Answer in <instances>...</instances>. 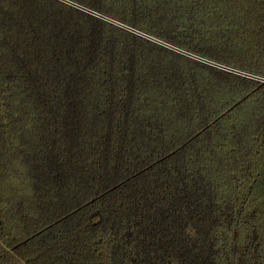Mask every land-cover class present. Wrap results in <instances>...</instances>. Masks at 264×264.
I'll return each mask as SVG.
<instances>
[{"label":"trees","instance_id":"16d2710c","mask_svg":"<svg viewBox=\"0 0 264 264\" xmlns=\"http://www.w3.org/2000/svg\"><path fill=\"white\" fill-rule=\"evenodd\" d=\"M0 0V264H264V0ZM91 11L116 23L102 19Z\"/></svg>","mask_w":264,"mask_h":264},{"label":"built area","instance_id":"2783aa9c","mask_svg":"<svg viewBox=\"0 0 264 264\" xmlns=\"http://www.w3.org/2000/svg\"><path fill=\"white\" fill-rule=\"evenodd\" d=\"M169 48L170 49L172 48V50H176V52H178V53H180L182 55H185L187 57H190V58H193L195 60H198V61H200L202 63H205L207 65H210V66H212L214 68H217V69H220V70H223V71H227V72H230V73H233V74H236V75H240V76H243L245 78L252 79V80L264 82V77H260V76L253 75V74H250V73H247V72L235 69V68L228 67V66H226L224 64H220V63H217V62H214V61L199 57L197 55L191 54V53L186 52V51H184L182 49H177V48L174 49L175 47H173V46H171Z\"/></svg>","mask_w":264,"mask_h":264},{"label":"rangeland","instance_id":"374dc122","mask_svg":"<svg viewBox=\"0 0 264 264\" xmlns=\"http://www.w3.org/2000/svg\"><path fill=\"white\" fill-rule=\"evenodd\" d=\"M60 1H63L64 3H67V4H69V5L73 6V7L79 8V9H81V10L88 11L86 8L80 6V5L76 4V3H73V2H71V1H68V0H60ZM88 12H90V11H88ZM91 14H94V15H96V16L102 18V19H105V20H107V21H109V22L116 23V22H114V21H112V20H109V19H107V18H105V17H103V16H101V15H98L97 13H94V12H92V11H91ZM116 24H117V25H120V26H123L126 30L131 31V32H133V33H135V34L141 36L142 38L148 39V40H150V41H152V42H154V43H156V44H159V45H161V46H164V47H166L167 49H170L169 47L172 46V45L168 44L167 42L162 41L161 39H158L157 37H154V36H151V35L146 34V33H144V32L138 31V30H136V29H134V28H131V27L121 25V24H119V23H116ZM173 47H175L174 49H176V48H177V49H181V48L176 47V46H173ZM171 50H172V48H171ZM182 50H184V49H182ZM174 51H176V50H174ZM185 51H186V50H185ZM186 52H187V51H186Z\"/></svg>","mask_w":264,"mask_h":264}]
</instances>
